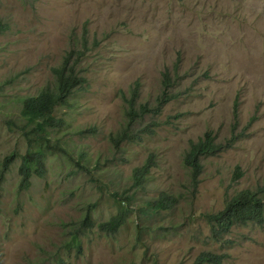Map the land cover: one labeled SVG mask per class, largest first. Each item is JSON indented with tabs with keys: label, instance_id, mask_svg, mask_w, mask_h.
<instances>
[{
	"label": "rangeland",
	"instance_id": "374dc122",
	"mask_svg": "<svg viewBox=\"0 0 264 264\" xmlns=\"http://www.w3.org/2000/svg\"><path fill=\"white\" fill-rule=\"evenodd\" d=\"M0 25V169L26 149L8 125L21 121V97L54 87L51 67L84 39L76 69L87 80L55 110L64 150L46 155L44 175L20 190L19 157L3 173L0 264H196L203 251L223 254L220 264H264V222L214 240L204 217L244 188L264 200V0H0ZM164 72L175 79L171 99L131 128L158 125L115 147L111 137L127 122L123 96L138 80L137 103L153 106ZM232 125L235 140L202 158L193 187L189 142L211 130L224 144ZM149 154L155 164L133 186L132 169ZM161 192L175 204L149 207ZM119 208H128L124 224L100 230Z\"/></svg>",
	"mask_w": 264,
	"mask_h": 264
},
{
	"label": "trees",
	"instance_id": "16d2710c",
	"mask_svg": "<svg viewBox=\"0 0 264 264\" xmlns=\"http://www.w3.org/2000/svg\"><path fill=\"white\" fill-rule=\"evenodd\" d=\"M3 29L4 26L0 25V32ZM85 44L86 40L84 39L81 49L68 50L63 55L60 64L51 67L55 79L54 87L47 86L40 89L36 94L21 97L19 110L21 121L18 124L13 120L8 121V125L16 127L26 143V149L20 155L12 151L4 157L0 169V181L9 164L19 157L18 173L20 181H18V188L20 190L28 188L33 176L44 175L46 155L57 150H64L65 142L56 137L55 134L63 128L65 120L63 117L56 116L55 110L58 106L66 105L74 91L82 88L87 81L76 69L77 64L85 55ZM162 76L164 91L156 98L153 106L147 103H137L140 86L138 80L132 84L130 95L123 96L126 103L125 115L127 122L123 130L111 137L115 147L124 140L139 141L141 134L152 133L153 128L158 125L157 122L152 121L137 130L131 128V125L143 116L158 114L162 105L171 99V96L166 95V91L174 85L175 79L170 80L167 72L162 73ZM234 127L235 125H232L230 137L224 144L216 141L211 130H206L196 141L189 142L188 148L183 153V163L189 168L190 181L193 187L199 181V175L203 167L202 158L216 155L224 148L230 147L238 135L235 134ZM154 164L153 154H149L143 164L133 167L131 172L132 185L143 187L142 185ZM241 175L242 173L236 169L232 180L235 181ZM261 193L260 189H241L230 196L220 210L204 214L211 238L219 240L233 226L238 224L244 225L254 222L261 225L264 222V200ZM175 202L176 199L173 196L161 192L156 199L148 201V206L153 209H166L172 207ZM127 211L128 208H119L107 220L99 222L97 224L98 228L104 232L115 233L124 224ZM83 219L87 226H91L92 221L89 212L85 214ZM72 240L74 245L79 247L77 235H73ZM223 257V254L203 251L197 256L195 263L220 264Z\"/></svg>",
	"mask_w": 264,
	"mask_h": 264
}]
</instances>
